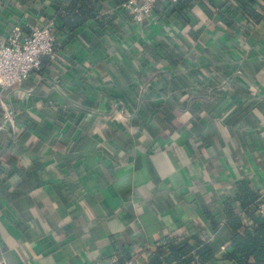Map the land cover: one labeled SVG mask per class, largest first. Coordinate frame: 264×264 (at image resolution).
<instances>
[{"label":"crops","instance_id":"0c3cea01","mask_svg":"<svg viewBox=\"0 0 264 264\" xmlns=\"http://www.w3.org/2000/svg\"><path fill=\"white\" fill-rule=\"evenodd\" d=\"M221 2L156 3L136 24L99 0L67 39L63 0H0V44L48 21L55 36L39 73L0 90V264H145L196 232L209 264H235L221 201L246 182L264 202V20Z\"/></svg>","mask_w":264,"mask_h":264},{"label":"trees","instance_id":"16d2710c","mask_svg":"<svg viewBox=\"0 0 264 264\" xmlns=\"http://www.w3.org/2000/svg\"><path fill=\"white\" fill-rule=\"evenodd\" d=\"M125 1L115 0L117 4ZM221 1V6L227 4L228 8L239 7L245 18L252 23L264 20V15L251 7L252 0ZM98 2L99 0H63L64 7L56 15V19L66 31L67 39L86 22L96 20L91 11L96 9ZM218 20L228 27L233 25L231 17L226 13L219 14ZM43 59L42 57L41 60ZM39 72L40 68L33 73ZM221 204L225 212L221 227L224 226L227 230L222 259L235 264H264V217L261 216V221L257 218L258 200L255 192L246 182L238 183L234 194L223 199ZM201 211L208 218L213 231L220 227L214 220L217 212H210L203 205ZM242 215L247 218V224L243 222ZM214 253L212 240H208L204 233L167 236L148 252L145 264H209Z\"/></svg>","mask_w":264,"mask_h":264},{"label":"built area","instance_id":"2783aa9c","mask_svg":"<svg viewBox=\"0 0 264 264\" xmlns=\"http://www.w3.org/2000/svg\"><path fill=\"white\" fill-rule=\"evenodd\" d=\"M178 0H126L122 7L130 19L140 24L149 16L156 3L175 4ZM52 21L41 26L32 27L27 33H22L18 26L10 29L4 41L0 44V90L15 88L40 68L41 58L52 60L55 57ZM0 109L3 118L13 126L12 113L7 104L0 98ZM257 212L264 217V202L258 201ZM97 264H115L113 261H103ZM122 264H133L127 260Z\"/></svg>","mask_w":264,"mask_h":264}]
</instances>
